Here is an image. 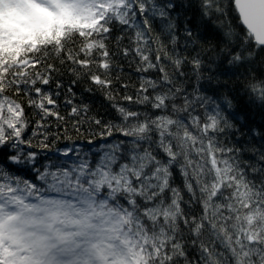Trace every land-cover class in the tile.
Masks as SVG:
<instances>
[{
    "label": "snow or ice",
    "instance_id": "obj_1",
    "mask_svg": "<svg viewBox=\"0 0 264 264\" xmlns=\"http://www.w3.org/2000/svg\"><path fill=\"white\" fill-rule=\"evenodd\" d=\"M253 110L264 0H0V264H264Z\"/></svg>",
    "mask_w": 264,
    "mask_h": 264
},
{
    "label": "trees",
    "instance_id": "obj_2",
    "mask_svg": "<svg viewBox=\"0 0 264 264\" xmlns=\"http://www.w3.org/2000/svg\"><path fill=\"white\" fill-rule=\"evenodd\" d=\"M125 77L127 79H130L132 82H135L137 80V74L132 70V69H125ZM223 79H228V76L222 77ZM234 79V78H233ZM94 106L98 107L102 103H104L103 98L99 95L95 96L92 98ZM250 118L255 121L257 125L264 124V120L261 119V116L253 110L251 113ZM88 139H93L94 143L93 144H88L87 141ZM102 141L99 140L98 137L93 138L90 134H84L81 136H76L72 135V140H66V139H61L56 144L54 145V148L63 150L66 146L69 147H76L79 148L83 151H88V150H95L97 145L101 143ZM42 155H55L54 152H44Z\"/></svg>",
    "mask_w": 264,
    "mask_h": 264
}]
</instances>
